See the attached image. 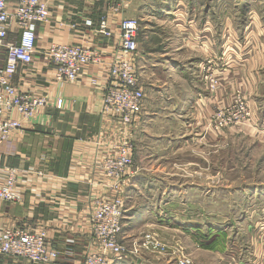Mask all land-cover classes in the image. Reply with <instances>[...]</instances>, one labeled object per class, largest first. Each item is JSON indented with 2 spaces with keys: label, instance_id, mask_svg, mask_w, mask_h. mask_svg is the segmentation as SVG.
Returning a JSON list of instances; mask_svg holds the SVG:
<instances>
[{
  "label": "crops",
  "instance_id": "crops-1",
  "mask_svg": "<svg viewBox=\"0 0 264 264\" xmlns=\"http://www.w3.org/2000/svg\"><path fill=\"white\" fill-rule=\"evenodd\" d=\"M215 1L206 0L209 7L204 12L199 0L51 1L50 22L37 25L34 61L21 66L12 80L24 92L47 96L50 103L36 114L35 124L24 123L22 131L12 134L10 144L0 147L1 179L15 169L16 191L23 197L19 204L0 202V232L46 230L49 248L60 253L56 264H84L94 250L95 200L115 195L113 181L100 164L103 156L114 153L111 148L117 141L129 137L116 118L102 113L103 98L116 57H128L120 47L119 24L137 19L141 26L137 59L145 61L147 69L161 68L167 77L148 84L147 90L160 100L159 111L151 110L146 93L141 121L131 133L136 141L135 165L121 192L124 231L145 223L162 234H180L199 249L197 255L213 257L216 264H264V185L231 189L182 179L174 186L163 177V168H157L170 155L169 149L179 153L213 148L241 131L264 143L261 13L250 9L249 21L239 24L231 13L223 18L213 13ZM8 2L14 8L15 0ZM119 4V11L113 12ZM105 17L110 36L99 33ZM17 31L13 25L10 40L17 39ZM52 44L94 50L103 63L88 65L77 82L61 85L46 56ZM0 52L6 57L5 49ZM204 67L216 70L219 78L220 88L210 94L202 79ZM239 89L249 100L251 126L217 132L210 127L214 111L230 105ZM58 98L65 100L68 110L55 107ZM100 134L101 146H97ZM159 145L165 149L161 154L156 151ZM130 234L122 236L124 243L133 238ZM125 260L158 263L127 256L114 264ZM0 264L34 263L0 256Z\"/></svg>",
  "mask_w": 264,
  "mask_h": 264
},
{
  "label": "built area",
  "instance_id": "built-area-1",
  "mask_svg": "<svg viewBox=\"0 0 264 264\" xmlns=\"http://www.w3.org/2000/svg\"><path fill=\"white\" fill-rule=\"evenodd\" d=\"M52 0H15L11 9L8 0H0V50H6V59L0 52V147L11 142L16 131H22L23 124H35L36 114L48 107L47 96H36L13 85V77L21 66H29L37 52V25L50 22ZM121 5H115L118 12ZM13 25H17V39L9 38ZM140 23L137 19H123L119 24L120 47L128 57L117 56L109 72V82L103 98L102 113L113 116L122 125V132L129 137L116 142L112 152L101 161V169L113 181L115 195L95 200L91 216L92 236L95 248L89 252L84 264H114L128 255L123 242L125 202L121 197L124 178L135 165V145L131 139L130 126L141 121L145 110L146 93L137 73L135 57L139 50L138 36ZM99 33L110 36L108 18L102 19ZM55 66L56 81L77 82L83 70L92 64H102L103 59L94 50L81 46L52 44L46 52ZM202 79L207 90L214 92L218 81L212 69L203 68ZM96 84V80H93ZM55 107L65 111L69 105L58 98ZM252 114L241 98L229 108H217L211 118L210 127L223 131L232 127L251 126ZM101 134L96 141L101 146ZM1 172V167H0ZM18 176L15 169H9L3 181L0 175V202L19 204L23 197L16 191ZM147 248L162 249L160 242L150 235L144 238ZM73 243V242H72ZM152 248V249H153ZM0 256L28 260L34 264H56L60 253L50 249L46 230L31 232L25 229H6L0 232ZM134 257V256H133ZM180 264H193L186 258Z\"/></svg>",
  "mask_w": 264,
  "mask_h": 264
},
{
  "label": "rangeland",
  "instance_id": "rangeland-1",
  "mask_svg": "<svg viewBox=\"0 0 264 264\" xmlns=\"http://www.w3.org/2000/svg\"><path fill=\"white\" fill-rule=\"evenodd\" d=\"M201 2V8H203L204 12L206 7H209V4H207L206 0H199V5ZM247 2V5H245L244 0H217L215 4H212L211 10L213 13L219 14L222 18L225 15L227 16L228 13H231L233 17L237 18V23L243 24L249 16L247 13L250 12V9H254V12H258V15L261 13L260 15L263 19L262 23L264 24V0H247ZM244 13L246 16L243 15ZM256 13L254 14L257 15ZM222 20L223 19H220V22H217L218 28H220ZM238 56L240 57V55ZM3 59L5 60L6 57L3 56ZM135 60L140 81L144 87L145 93H147L152 103L151 110H157L158 112L157 104L160 103V100L154 95L155 92L153 90H150L151 92L148 91L147 87L148 84H155L153 83L154 80H161L167 77V75L161 68L148 66L149 69H147L144 63L145 61L139 60L137 57H135ZM215 73L216 70H213V74L219 82V78ZM172 75L175 76V74H171L170 76ZM219 86L220 84L218 83L216 90L220 88ZM216 90H214V92ZM208 93L210 94L213 92L208 91ZM239 98L249 107L248 98L244 96L239 89L234 92L232 103L221 109L229 108L239 100ZM135 124L136 123L129 128L131 133L134 131ZM217 132L222 131L217 130ZM131 139L136 150V141L133 140L132 136ZM156 151L158 152L157 154H161L165 149H163L162 145H159ZM167 153L170 155H167L166 161L158 162L159 164L157 165L160 166L157 168H163L161 169L164 171L163 177L168 178V183L174 184V186L179 185L182 179L188 183L201 182L202 184H209L211 182L219 187L231 189H237L248 184L255 186L264 185V143L260 145L257 141V136L247 137L242 131L234 133L227 138L226 142L213 148L198 150L185 149L179 153L176 149L172 148V152L171 149H169ZM149 164L150 167L154 165L153 162ZM135 225L132 232H128L131 228L125 227L123 237H128V233H131L130 235L133 236L130 242L127 240V243L125 242L124 244L127 251L134 253L133 256L137 259L146 260L147 262L150 261V259H157L158 263L155 261V264H180L179 260L186 258L191 260L193 264H216L213 257L208 256L203 258L197 255L196 251L199 249L193 247L191 243H187L180 234L169 232L173 230L171 228L168 229V234L166 232L162 234L157 229L152 230L150 226H145V223H136ZM148 235L155 238V241L160 242L163 248L155 250L152 247L153 249H148L144 240ZM120 264H128V262L125 260L120 262Z\"/></svg>",
  "mask_w": 264,
  "mask_h": 264
}]
</instances>
